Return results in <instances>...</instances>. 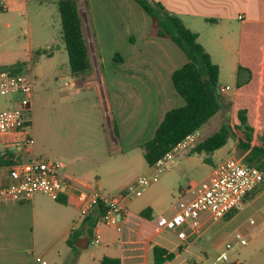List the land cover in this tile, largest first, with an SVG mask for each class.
I'll return each instance as SVG.
<instances>
[{"label": "crops", "instance_id": "0c3cea01", "mask_svg": "<svg viewBox=\"0 0 264 264\" xmlns=\"http://www.w3.org/2000/svg\"><path fill=\"white\" fill-rule=\"evenodd\" d=\"M4 1L9 8L24 11L32 1L48 0ZM155 1L198 33V41L219 66L218 93L224 107L213 117L219 115L216 121L221 126L228 122L236 135V142L226 148L229 139L210 154L195 152V146L184 152L178 165L169 170L174 176H181L180 173L186 170L198 175V179H190L189 186L193 184V187L180 189L181 198H191L193 190L209 178L215 166L233 156L229 152H234L239 139L245 140L244 133L238 128L240 111L246 112L247 122L253 129L252 144H260L259 138L264 132V0ZM77 2L92 70L76 75L75 82L78 86L96 87L105 110L107 143L103 149L89 145L84 150L86 155L71 162L63 161L66 165L64 174L70 180L67 190L58 199L37 193L26 202L0 200V264H33L38 254L48 262L51 257L57 264H63L73 247H78V239L89 236L81 235L73 244L69 242L72 235L88 231L90 227L81 214L79 193L87 187L105 191L102 171L110 168L108 160L112 148L122 153L137 147L144 156L142 145L154 137L165 114L186 103L173 85L172 74L188 61V57L172 39L156 34L151 17L135 0ZM32 52L30 48L29 57L31 54L33 57ZM223 87L227 88L224 92ZM209 120L200 128V142L221 128L207 132ZM2 143L0 152L9 149L16 152L8 141L2 139ZM17 154L22 162L35 155V151L24 150ZM150 168L147 163L143 173L149 172ZM9 171V166H0V182H10ZM169 183H158L145 199L141 198L143 194L129 199L121 232L99 224L98 220L91 227L92 235L99 229L103 244L91 252V260L86 262L85 256L79 255L73 264H100L104 256L119 257L122 264H155L154 245L175 253L174 258L164 264H210L213 256L204 245L195 244V239L200 237V240L208 231L209 214L202 217L201 235L191 242H182L172 233L177 239L172 245L158 241L160 234L165 232L156 233L155 222L165 214L155 217L154 212L162 204L163 195L171 192ZM98 209L95 207L89 215H96ZM144 210L148 216L142 215ZM234 219V215L228 218L230 222ZM252 220L253 226L246 233L251 240L232 250L226 264H264V227L262 232H255L259 222L264 223V217L258 224ZM238 227L227 236L233 234L236 239V234L241 233ZM89 243L90 240L86 248H79L88 249ZM220 245L224 247H215L216 253L225 249L226 244ZM195 248L200 250L199 254L193 251Z\"/></svg>", "mask_w": 264, "mask_h": 264}, {"label": "rangeland", "instance_id": "374dc122", "mask_svg": "<svg viewBox=\"0 0 264 264\" xmlns=\"http://www.w3.org/2000/svg\"><path fill=\"white\" fill-rule=\"evenodd\" d=\"M30 48L33 57L32 54L29 57ZM50 53H53V56ZM68 60L60 13L54 0L32 1L24 11L12 7L3 10L0 7V69L12 66L15 71L28 74L33 79L35 94L31 132L22 133L20 138L29 135L33 139L30 149L43 159L71 162L74 158L86 155L84 150L89 145L94 149H103L107 143L109 133L105 130V110L96 87L78 86L75 82L77 77L71 73ZM16 63L19 64L13 66ZM18 97L21 95H0V111L12 109ZM218 116L209 120L207 132L220 128L221 125L216 121ZM14 137L15 135L2 137L0 149L3 148L2 139L11 142ZM234 142L235 137L230 138L226 148ZM234 149V152H229L231 155L245 158L247 152H242L238 145H235ZM224 150L226 153L227 150ZM96 157L98 159L97 153ZM108 163L110 168L102 171V187L104 192L111 195H118L135 185L138 175L147 168L143 151L137 147L122 153L113 147ZM180 175L174 176L169 171L160 175L158 183L171 182L169 184L172 189L163 195L162 204L154 212L155 217L160 213H174V205L183 198L180 189L193 187V184L189 186L190 179H198V175L190 174L187 170ZM158 183L143 191L141 198H147ZM234 216L235 219L231 222L228 219L210 220L207 223L208 231L200 240V237L196 238L195 244L201 247L204 245L211 257L216 256L218 253L215 247H222L220 244L225 245L236 240L235 235H227L238 226L249 242L251 237L246 233L253 226L250 220L253 219L258 224L261 217H264V181ZM263 227L264 223L259 222L255 232H262ZM176 240L167 232L158 237L160 243L168 246ZM102 244L103 238L98 245L89 243L88 249L74 246L63 264H73L79 255L85 256L86 262L91 260V252ZM193 251L200 253L198 248ZM48 258L50 264H57L51 257Z\"/></svg>", "mask_w": 264, "mask_h": 264}, {"label": "built area", "instance_id": "2783aa9c", "mask_svg": "<svg viewBox=\"0 0 264 264\" xmlns=\"http://www.w3.org/2000/svg\"><path fill=\"white\" fill-rule=\"evenodd\" d=\"M0 7L7 10L9 4L0 0ZM226 89L223 87V92ZM34 94V82L30 75L15 71L12 67L0 69V95H21L12 109L0 111V139L15 135L9 144L11 149L19 152L31 150L33 146V139L29 135L25 138H20V135L31 132ZM201 136L200 129L188 133L158 158L149 172L139 175L135 185L118 195H111L97 188L82 189L79 193L81 214L88 216L95 207L101 206L104 212L99 224L121 232L129 199L141 196L143 191L159 180L163 172L177 166L181 155L197 146ZM65 166L61 160H48L36 155L14 164L9 171L10 182H0V200L26 202L37 193L58 199L69 186L70 179L64 174ZM263 181L264 169L247 164L243 157L230 156L215 166L209 178L193 190V197L182 198L175 205V212L171 216L161 215L157 218L155 232H169L182 242H191L202 233L204 214H209V219L213 221L225 219L233 210L242 209L246 199ZM101 239L102 233L96 229L90 237V243L98 245ZM247 243L246 236L237 233L236 240L227 242L225 249L213 256L210 264H226L230 260V252ZM33 264L49 262L43 255L38 254Z\"/></svg>", "mask_w": 264, "mask_h": 264}, {"label": "trees", "instance_id": "16d2710c", "mask_svg": "<svg viewBox=\"0 0 264 264\" xmlns=\"http://www.w3.org/2000/svg\"><path fill=\"white\" fill-rule=\"evenodd\" d=\"M135 1L151 17L156 34L172 39L188 57V61L172 74L173 85L185 99V105L169 110L158 126L154 137L142 145L146 162L152 165L188 133L200 129L224 107V102L218 93L219 66L214 63L210 53L198 41V33L187 27L180 17L170 13L163 4L155 0ZM57 6L70 71L73 75L88 74L92 70V65L78 2L77 0H58ZM239 119L238 128L244 133L245 140L240 138L238 147L242 152H247L244 160L247 164L264 169V132L259 138L260 144L253 145V129L247 122L245 111L239 112ZM234 137H236L235 133L228 122H225L217 132L201 141L194 151L210 154L223 147L230 138ZM20 161L18 154L10 149L0 152V166L11 167ZM256 191L257 189L250 195ZM236 211L233 210L225 219L234 215ZM103 212L104 210L100 206L96 215L85 216V223L90 225L88 231H80L72 235L70 244H73L81 235L91 237V227L97 223ZM142 215L148 216L145 210ZM174 256L175 253L165 247L160 245L153 247L155 264H164L172 260ZM100 264H122V260L119 257L104 256Z\"/></svg>", "mask_w": 264, "mask_h": 264}, {"label": "water", "instance_id": "95a60500", "mask_svg": "<svg viewBox=\"0 0 264 264\" xmlns=\"http://www.w3.org/2000/svg\"><path fill=\"white\" fill-rule=\"evenodd\" d=\"M89 240H90V236H83L78 239V241L76 242V246L80 248H86Z\"/></svg>", "mask_w": 264, "mask_h": 264}]
</instances>
